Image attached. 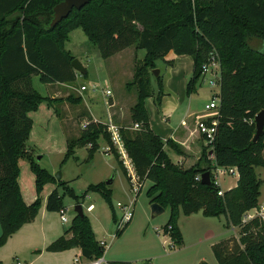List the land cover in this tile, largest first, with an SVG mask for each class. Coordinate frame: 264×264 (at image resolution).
I'll use <instances>...</instances> for the list:
<instances>
[{
	"label": "trees",
	"instance_id": "trees-1",
	"mask_svg": "<svg viewBox=\"0 0 264 264\" xmlns=\"http://www.w3.org/2000/svg\"><path fill=\"white\" fill-rule=\"evenodd\" d=\"M59 1L0 0V245L22 224L31 221L40 207L38 197L28 204L21 198L16 183L18 158L28 159L36 191L44 183L55 182L77 198L65 182L55 181L39 167L23 144L31 129L30 111L42 100L48 105L60 100L41 96L32 87L31 77L36 76L44 84L74 82L76 73L70 66L73 57L64 42L70 31L80 29L102 59L129 46L145 52L142 60L133 65L127 84L135 94L129 119L139 123V129L129 131L119 126L118 133L137 176V193L144 181H149L144 190L148 203L168 210L160 229L172 246L182 242L176 225L179 211L184 215L199 211L204 217L223 215L225 227H237L238 231L236 238L221 239L210 246L216 264H264V220H240L243 212L256 205L259 196L261 180L254 167L264 170V125L263 133L252 141L253 117L264 109V50L248 43L251 38L264 42V0H90L48 27L51 9ZM168 52L192 59L186 95L194 91L201 65L211 56L218 63V106L210 150L203 145L197 162L188 168L168 158L164 146L175 153L180 151L171 139L163 141L151 131L144 108V100L152 97L149 75L154 60L163 59ZM155 82L153 102L158 106L162 95L160 75L155 76ZM62 100L77 104L81 97L68 94ZM83 118L85 128L76 136H66L63 158L74 157V150L87 144L85 157L91 158L99 138L110 145L105 125L88 114ZM109 152L128 180L116 152L111 147ZM228 166L236 169L235 185L217 195L219 188L212 181L211 170ZM204 171L209 173L207 185L200 184L198 178ZM89 191L98 193L112 210L108 186L102 182L89 184L81 197ZM44 209H63L55 189L46 195ZM120 232L116 231V235ZM73 247L88 250L89 259L98 258L103 252L84 213L74 214L64 233L47 244L45 250L57 252ZM107 264L152 263L144 259L112 260Z\"/></svg>",
	"mask_w": 264,
	"mask_h": 264
},
{
	"label": "rangeland",
	"instance_id": "rangeland-1",
	"mask_svg": "<svg viewBox=\"0 0 264 264\" xmlns=\"http://www.w3.org/2000/svg\"><path fill=\"white\" fill-rule=\"evenodd\" d=\"M248 43L254 48L264 50L263 40L251 38L248 40ZM64 47L71 53V56L76 58L84 67L86 74L82 77L79 76V73L74 71L76 73V78L74 82L70 84H44L40 83L36 76L31 77L32 87L41 96L60 100L53 102V105H48L45 100H42L34 110L30 111L32 120L31 129L23 145L29 157L35 161L39 167L45 169L53 178L54 174L58 172L60 174L58 180L65 182V186L70 188L77 198L68 195L61 186H56L55 182L44 183L41 188L36 191L34 175L29 167L28 159L25 157L18 158L16 183L21 198L24 203L28 204L35 197H38L40 207L36 216L31 221L22 224L11 241H7L6 239L5 242L0 245V253L3 259V262L0 264H15L16 261L23 264L30 261L38 253L41 254L40 258L32 264H71V257L74 255H76V257L79 256L77 250L69 248L62 251L50 252L46 251L45 247L52 240L62 235L68 228L70 220L74 215L73 208L77 204L81 206L82 212L87 216L93 237L96 241L101 239L109 241L112 238L109 244V253L116 250H127L141 245L143 239H138L136 235L143 233V230L152 233V228L154 226L160 228L166 222L168 216L167 209L159 214H150L148 198L144 195V190L149 185V181H144L140 191L134 194L129 183L125 180L121 168L115 163L112 155H103L101 147L104 145V141L101 138L97 140L98 147L93 152L91 158L86 159L85 157L86 146L75 149L74 157L63 158L66 136L77 135L80 130V123L87 114V110L81 103L83 99L89 110L93 111L95 106L96 108L103 109L106 97H104L98 89L92 91L91 85L95 83H99L101 86L104 84L108 85L101 78L100 63L102 58L98 56L95 46L87 40L85 34L80 29H74L68 34V40L64 42ZM135 52L136 61L134 64L142 60L145 53L143 49H136ZM169 57H174V54L168 52L163 59L154 60L153 69L158 70V75L162 76L163 73H167L165 71L168 65L165 61H167ZM149 79L153 101L157 87L155 77L151 73ZM210 79H213V77L209 72H206L204 75L200 76L195 83L194 91L191 93V96L193 102L196 104L202 105L204 102L207 104V102L211 100L213 93L218 91L216 86L213 88L209 87L208 81ZM127 84L128 82L126 84L118 83L116 85L118 95L121 98L119 102L123 110V113L118 117L123 119L121 122H116L122 127H125V129L134 131L129 128L132 123L129 119V113L125 111L126 107L124 109V105L126 106L128 102V98H126L127 96L125 94L132 89L128 87ZM80 86L86 87V90L82 91L81 94L77 91ZM108 87L110 88V85H108ZM68 94H71L73 97L80 96L81 101L75 104L62 100ZM87 96L91 98H88L89 101L87 100ZM144 104L148 111L153 107L150 97L144 100ZM53 109H55L54 112ZM99 120L103 121L105 117L101 115ZM163 150L170 151L167 147H164ZM262 156L264 158V137ZM254 171L261 180L259 186L260 194L258 196V201L260 202L264 199V170L260 167H254ZM220 174L217 176L218 181L220 182L221 188H224L226 185V176L229 175L226 173ZM125 175L128 178L127 173ZM112 176V182L110 184H105L104 182L112 178ZM232 179L231 177V180ZM99 182L104 183L110 189L109 202L112 210L109 208L107 202L96 192L89 191L81 197V194L86 190L89 184H96ZM53 189L61 196L64 209L63 213L68 220L65 223L60 222L59 212L46 211L44 209L45 197ZM128 201L132 202V216L128 222L119 225L122 211L116 207V202L126 204ZM88 204L92 205L90 211L85 210ZM195 214L199 213L196 212ZM218 219L222 220L223 216H219ZM178 220L181 222L182 227H189L187 215L182 214L180 211L176 219L177 227ZM210 229V227L207 228L204 226L198 230L207 231ZM118 230H121V232L116 235V231ZM203 234L204 232L199 235L200 238ZM65 235L68 236L69 234L67 233ZM121 236H123V239H119ZM145 242L147 243V241ZM188 246L189 245L185 246V248ZM195 248L198 251V256H204L206 260L209 259L213 264H216L212 258L209 247H207L205 243L199 244ZM167 249L171 250L172 248L167 247ZM173 249H176V247H173ZM192 249L193 248L184 249L181 255L192 254L194 252ZM105 250L106 249H104L103 252ZM12 251L13 254L10 255L9 252ZM14 256H16V258H14ZM105 257H108V253L105 254ZM206 260L202 261L207 262Z\"/></svg>",
	"mask_w": 264,
	"mask_h": 264
},
{
	"label": "crops",
	"instance_id": "crops-1",
	"mask_svg": "<svg viewBox=\"0 0 264 264\" xmlns=\"http://www.w3.org/2000/svg\"><path fill=\"white\" fill-rule=\"evenodd\" d=\"M135 51L136 49H134L132 46H129L101 60V78L104 82L110 85L111 89L109 87L108 88L111 91V96L106 98L104 101L103 109L96 108L95 106L93 111L88 109L87 104L83 99L81 102L82 106L85 107L87 114L92 119L99 120L101 115L105 117V104L107 103L109 106L108 112L111 114L112 122L118 127L121 126L120 124H117V122H121L123 119L118 118L123 113V110L119 102L121 98L118 95V89L116 88V85L118 83L126 84L130 81L132 67L136 61ZM168 60L171 63L166 68L167 70L165 72L167 73H163L161 76L162 95L159 100V105L156 106L152 101V97H150L153 107H151L148 111L144 104V108L146 110L148 127L151 129V131L163 141L166 139H171L177 145L180 151V153H175L171 149L170 151L165 150L168 158L171 160V162L180 165L182 168H188L197 162L201 153V148L203 147L202 138L196 130V122L211 116V114H209L211 111L205 110V102L202 105L193 102L191 96L192 92L188 95L185 94V84L190 77L192 70L191 57L189 55L174 54V57H169ZM125 95L127 96L126 98H128V102L126 103V106L124 105V109L126 107L125 111L129 113V108L135 100L133 89H130V91ZM88 98L89 97L87 96V100L89 101L91 98ZM104 145L101 147L103 155H112L110 152H104ZM228 175L229 176H226V185L224 188H221L220 182L217 178V186L222 191L235 185L237 173ZM231 177L233 178L232 180ZM112 180L113 176L110 183ZM126 181L129 183L128 180ZM258 200L259 198L257 197V203H259ZM91 208L89 210H85L90 211ZM197 212L199 214H195V212L187 215L189 221L188 228L182 227L181 222L178 220V228L182 238V242L179 246H172L169 237L164 234L160 228L154 226L152 228V233L143 230V233L136 235L138 239H143V243L141 245H137L127 250H116L109 253V244L112 238L109 241L101 239L106 243V247L104 248L106 250L102 252L100 258L106 263L110 260L139 262L141 260L148 259L152 264H199L202 260H206V258L204 256H198V251L195 248L196 246L205 243L210 250V246L221 239H226L228 237L236 238L238 229L237 227L233 226L225 227V217L223 215H220L223 216V219L220 220L218 219L219 216L204 217L199 211ZM204 226L207 228L210 227L211 229L207 231L198 230ZM20 228L21 226L18 228V230L8 236L7 241H11ZM203 232L204 234L200 238L199 235H201ZM119 239H123V236H121ZM145 241H147V243ZM187 245L189 246L185 248ZM167 247L172 249L169 250ZM173 247H176V249H173ZM187 248H193L192 250L194 252L190 255H181L182 251ZM73 249L77 250L79 256H72L71 264H76L74 263V259L77 260V263H83L91 260L89 258L85 259L80 255V248L73 247ZM107 253L108 257L106 258L105 254ZM9 254L12 255L13 251L9 252ZM40 255V253L36 254L30 261H27L23 264L34 263L40 258ZM14 258H16V256H14ZM212 258L214 259L213 255ZM2 260V254L0 253V263L3 262ZM206 261L207 264H213L209 259ZM19 264L21 263L19 262Z\"/></svg>",
	"mask_w": 264,
	"mask_h": 264
},
{
	"label": "built area",
	"instance_id": "built-area-1",
	"mask_svg": "<svg viewBox=\"0 0 264 264\" xmlns=\"http://www.w3.org/2000/svg\"><path fill=\"white\" fill-rule=\"evenodd\" d=\"M217 69V71H216ZM206 72H209L211 74V76L213 77V79H210L208 81V85L209 87L213 88L214 86H216L217 88L219 87V71H218V63L216 62V60L211 56L208 61L204 64L201 65V75H204ZM98 89V91L103 94L104 97L108 98L111 96V91L108 88V85L104 84L103 86H101L100 84L96 83L91 85V90H95ZM86 90L85 86H80L78 88V92L79 94H81L82 91ZM217 92H214L212 95L211 100L205 104L204 108L207 111H211L209 114H211V116H208L205 119L199 120L196 122V130L198 132V134L201 136L202 141H203V145L206 146V149L210 150V147H208V144L211 142L212 137H213V132H214V126L216 124V120H215V114H216V110H217V106H218V97H217ZM105 120L103 121H99V120H95L94 121H98L101 122L102 124L105 125V130L109 133V141H110V145L108 146L105 142H104V152H109V148L111 147L117 154L118 159L121 161L127 176H128V182L130 185V188L132 189V192L134 194H136L137 189H138V184H137V176L134 173L132 164L129 160V158L127 157L124 148H123V144H122V140L119 136L118 133V126H116L111 119V114H109L108 112V104H105ZM86 126V122L85 120H82L80 123V129H84ZM132 130H138L139 129V123H132L131 127H129ZM89 144L86 145V147H88ZM211 158V157H210ZM232 174V173H236V169L233 166H228V167H215L211 170V177H212V181L215 185H217V176L218 174ZM199 178V176H198ZM222 190L218 189L216 194L217 195H221ZM131 206H132V202H129L127 204H121L119 202H116V207H118L121 211V217H120V221H119V225H123L125 224L132 216L131 214ZM92 207L91 204H88L85 209L89 210ZM59 220L61 223H65L67 222V218L63 213V209L59 210ZM252 219H257L259 221L264 220V199L262 201H260L259 203H257L254 207H252L251 209L246 210L245 212L242 213L241 215V222L245 223L248 222ZM98 244L104 249L106 247V243L102 240H98ZM74 263L76 264H107L106 262H104L100 257L95 258V259H91L89 261L83 262V263H77V260L74 259ZM15 264H19V262H15Z\"/></svg>",
	"mask_w": 264,
	"mask_h": 264
},
{
	"label": "water",
	"instance_id": "water-1",
	"mask_svg": "<svg viewBox=\"0 0 264 264\" xmlns=\"http://www.w3.org/2000/svg\"><path fill=\"white\" fill-rule=\"evenodd\" d=\"M90 0H60L52 7V16L48 23V27H53L57 22H59L61 19L65 18L69 12L72 9H80L85 4H87ZM70 66L71 68L79 73L83 74L85 72L84 67L78 62L76 58H72L70 60ZM150 73L155 77L158 75L157 69H152ZM253 124H254V134L252 136V141H255L262 133H263V125H264V109L259 110L253 117ZM210 154V152L208 153ZM55 180H58L60 178V174L57 172L54 174ZM111 178L109 180H106L104 183L108 184L110 183ZM199 182L202 185L209 184V173L207 171H204L199 176ZM149 210L150 214H159L164 209L159 206L156 203H150L149 204ZM74 214L76 215H82V209L79 204L75 205L73 208ZM80 255L88 259L90 258V252L86 249H80ZM199 264H207L206 262L202 261Z\"/></svg>",
	"mask_w": 264,
	"mask_h": 264
}]
</instances>
